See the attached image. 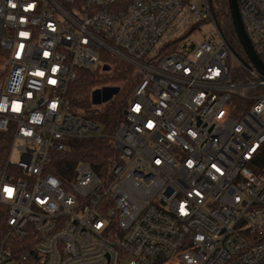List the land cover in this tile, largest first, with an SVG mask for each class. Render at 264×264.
<instances>
[{
    "label": "built area",
    "instance_id": "obj_1",
    "mask_svg": "<svg viewBox=\"0 0 264 264\" xmlns=\"http://www.w3.org/2000/svg\"><path fill=\"white\" fill-rule=\"evenodd\" d=\"M238 5L264 61V0ZM203 21L175 48L178 23ZM112 57L135 87L105 132L67 92ZM98 137L116 150L105 175L50 170L69 139ZM0 207V264H264V74L214 0H0Z\"/></svg>",
    "mask_w": 264,
    "mask_h": 264
},
{
    "label": "trees",
    "instance_id": "obj_2",
    "mask_svg": "<svg viewBox=\"0 0 264 264\" xmlns=\"http://www.w3.org/2000/svg\"><path fill=\"white\" fill-rule=\"evenodd\" d=\"M217 19L223 32L234 49L244 54L237 36L229 7V0H214ZM109 61L113 67L103 71L79 69L78 77L70 84L67 97L73 109L81 107L86 114L95 119L105 132H113L119 123L125 120L124 110L129 103L135 87V79L131 78L132 67L116 57ZM113 84L114 87H108ZM123 84V87H120ZM105 86L103 90L97 89ZM104 104L99 110L93 105ZM116 150L112 141L106 137L69 139L64 149L52 152L50 170L63 181L75 177V167L82 161H88L100 175H105L113 162ZM6 230L3 209L0 207V240Z\"/></svg>",
    "mask_w": 264,
    "mask_h": 264
},
{
    "label": "water",
    "instance_id": "obj_3",
    "mask_svg": "<svg viewBox=\"0 0 264 264\" xmlns=\"http://www.w3.org/2000/svg\"><path fill=\"white\" fill-rule=\"evenodd\" d=\"M229 7L237 36L246 56L250 62H252V64L264 74V61L255 51L252 41L245 30L242 16L240 14L238 0H229Z\"/></svg>",
    "mask_w": 264,
    "mask_h": 264
},
{
    "label": "rangeland",
    "instance_id": "obj_4",
    "mask_svg": "<svg viewBox=\"0 0 264 264\" xmlns=\"http://www.w3.org/2000/svg\"><path fill=\"white\" fill-rule=\"evenodd\" d=\"M190 18V16H188ZM191 19V18H190ZM188 29L187 22H180L176 25V27L172 31V36L179 38L182 37L175 42V48H181L184 43L189 44L190 42L196 40L198 42L202 41L206 36H208L213 30V23L209 21H203L197 25V28L193 30L191 33H188L184 36L185 31ZM104 104L97 103L93 105L95 110L101 109ZM13 160L18 161L20 156L19 153L16 151L13 153L12 156Z\"/></svg>",
    "mask_w": 264,
    "mask_h": 264
},
{
    "label": "snow or ice",
    "instance_id": "obj_5",
    "mask_svg": "<svg viewBox=\"0 0 264 264\" xmlns=\"http://www.w3.org/2000/svg\"><path fill=\"white\" fill-rule=\"evenodd\" d=\"M13 7H15V5H13ZM31 7V6H29ZM21 35H25L24 33H22ZM40 75H42V73H40ZM51 83H55V81H50ZM53 107H55V105H53ZM138 110V108H137ZM148 127H152L151 123L148 124ZM157 163H159V161H157ZM189 164H191V162H189ZM5 192L11 196L12 195V192L13 190L11 188H5ZM182 210H183V206H181Z\"/></svg>",
    "mask_w": 264,
    "mask_h": 264
}]
</instances>
